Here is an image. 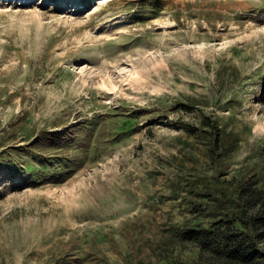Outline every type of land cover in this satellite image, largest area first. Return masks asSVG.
Wrapping results in <instances>:
<instances>
[{"label":"rangeland","instance_id":"obj_1","mask_svg":"<svg viewBox=\"0 0 264 264\" xmlns=\"http://www.w3.org/2000/svg\"><path fill=\"white\" fill-rule=\"evenodd\" d=\"M120 105L134 133L71 175L0 164V264H221L175 236L173 182L210 172L201 110L239 134L227 178L264 173V0H0V158L42 131L88 144L95 117L107 140Z\"/></svg>","mask_w":264,"mask_h":264},{"label":"trees","instance_id":"obj_2","mask_svg":"<svg viewBox=\"0 0 264 264\" xmlns=\"http://www.w3.org/2000/svg\"><path fill=\"white\" fill-rule=\"evenodd\" d=\"M184 99V103L171 104L169 110L176 113L194 108L195 98L186 96ZM115 109V118L122 121L112 122L114 127L107 140L106 122L97 124L95 117L84 127V130L89 129L88 144L73 135L77 126L63 134L42 131L37 140L27 146V151L1 157L0 164L17 167V171L23 173V177L30 176L32 182L48 175L45 173L50 172L49 168L65 177L71 175L76 165L98 157L104 143L111 145L134 133L137 113L124 105ZM96 125L100 128L95 133ZM80 129L77 133L83 132ZM197 129L207 138L210 172L193 171L173 182V197L187 201L191 212V218L176 228L175 236L180 242H194L221 264H264V173L258 171L249 177L238 174L227 178L224 167L240 143L239 134L225 131L216 118L202 110ZM195 133L196 130H191L190 134ZM261 151L264 153V146Z\"/></svg>","mask_w":264,"mask_h":264}]
</instances>
